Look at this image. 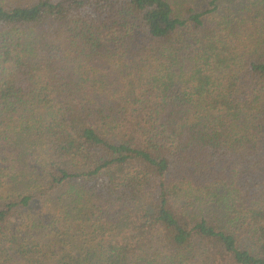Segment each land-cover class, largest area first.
I'll use <instances>...</instances> for the list:
<instances>
[{"label":"trees","instance_id":"1","mask_svg":"<svg viewBox=\"0 0 264 264\" xmlns=\"http://www.w3.org/2000/svg\"><path fill=\"white\" fill-rule=\"evenodd\" d=\"M0 264H264V0H0Z\"/></svg>","mask_w":264,"mask_h":264},{"label":"rangeland","instance_id":"2","mask_svg":"<svg viewBox=\"0 0 264 264\" xmlns=\"http://www.w3.org/2000/svg\"><path fill=\"white\" fill-rule=\"evenodd\" d=\"M240 1H241V0H240ZM15 220H16V221H21V218H19V219H17V218H16V219H13L14 222H15Z\"/></svg>","mask_w":264,"mask_h":264}]
</instances>
